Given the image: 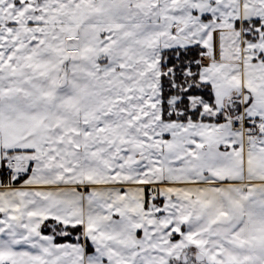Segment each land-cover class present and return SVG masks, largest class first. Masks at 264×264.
Wrapping results in <instances>:
<instances>
[{
    "label": "snow or ice",
    "instance_id": "1",
    "mask_svg": "<svg viewBox=\"0 0 264 264\" xmlns=\"http://www.w3.org/2000/svg\"><path fill=\"white\" fill-rule=\"evenodd\" d=\"M0 264H264V0H0Z\"/></svg>",
    "mask_w": 264,
    "mask_h": 264
}]
</instances>
